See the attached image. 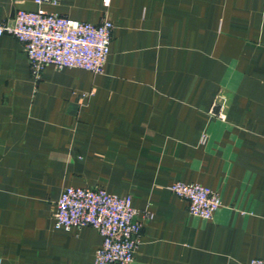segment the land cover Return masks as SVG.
<instances>
[{
  "label": "crops",
  "instance_id": "obj_1",
  "mask_svg": "<svg viewBox=\"0 0 264 264\" xmlns=\"http://www.w3.org/2000/svg\"><path fill=\"white\" fill-rule=\"evenodd\" d=\"M34 1L0 0V24L41 10L113 30L102 75L49 66L36 84L0 36V264H95L94 229L53 227L68 187L152 215L131 264L264 260V1ZM175 182L219 194L211 220Z\"/></svg>",
  "mask_w": 264,
  "mask_h": 264
},
{
  "label": "built area",
  "instance_id": "obj_2",
  "mask_svg": "<svg viewBox=\"0 0 264 264\" xmlns=\"http://www.w3.org/2000/svg\"><path fill=\"white\" fill-rule=\"evenodd\" d=\"M109 1L104 0L106 5ZM34 3L56 6L58 0H35ZM112 30L113 24L107 18L94 25L41 10L17 11L0 24V36L13 37L23 46L35 84L49 66L102 75ZM221 110L216 116L223 120ZM168 190L187 203L190 216L202 220H211L221 205L219 194L200 184L175 182ZM151 218L149 212L133 209L130 196L118 197L103 189L73 187L61 192L52 215L56 230L71 232L90 227L100 235L102 243L95 251V264H131L142 229ZM248 264H264V260L252 259Z\"/></svg>",
  "mask_w": 264,
  "mask_h": 264
}]
</instances>
